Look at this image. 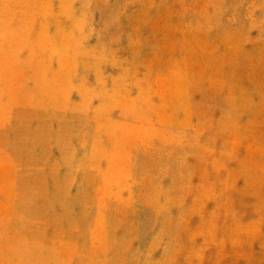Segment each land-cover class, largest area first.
I'll use <instances>...</instances> for the list:
<instances>
[{"label": "rangeland", "instance_id": "374dc122", "mask_svg": "<svg viewBox=\"0 0 264 264\" xmlns=\"http://www.w3.org/2000/svg\"><path fill=\"white\" fill-rule=\"evenodd\" d=\"M0 264H264V0H0Z\"/></svg>", "mask_w": 264, "mask_h": 264}, {"label": "crops", "instance_id": "0c3cea01", "mask_svg": "<svg viewBox=\"0 0 264 264\" xmlns=\"http://www.w3.org/2000/svg\"><path fill=\"white\" fill-rule=\"evenodd\" d=\"M24 250H25V251H27V250H28V251H32V249H24Z\"/></svg>", "mask_w": 264, "mask_h": 264}]
</instances>
